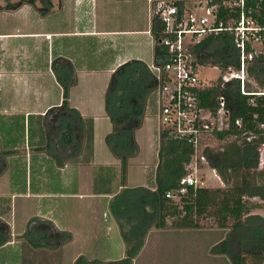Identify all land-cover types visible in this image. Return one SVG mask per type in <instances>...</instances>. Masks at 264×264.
Segmentation results:
<instances>
[{"label":"crops","instance_id":"1","mask_svg":"<svg viewBox=\"0 0 264 264\" xmlns=\"http://www.w3.org/2000/svg\"><path fill=\"white\" fill-rule=\"evenodd\" d=\"M160 1L51 0L49 13L56 15L58 22L52 25L51 33L44 32L46 23L43 21L45 25L36 32L12 34L29 42L22 48L8 46L7 66L0 67V100L6 95L3 92L8 93V108L0 101V116H8V125L20 119L25 123L26 119L35 117L36 125L32 130L29 128L28 135L20 138L21 142L15 139L14 144L8 143V150H2L15 152L5 157L6 170L0 175L4 178L0 201L5 202L4 206L0 202V221L5 223L8 232L7 242L0 246V264H74L79 256L92 253L86 249L88 244H96L95 238H99L101 245L100 260L113 262L125 257L123 235L126 230H121L113 214L107 230L103 224L101 227L95 222V214L101 212L105 217L107 211H111L112 199L126 187L121 182L117 192L109 189L110 181L117 180L121 165L105 145L111 123L103 106L93 105L89 99L88 85L94 78L103 80L105 75L108 81L113 71L125 62L152 63L151 19ZM175 1L185 4V0ZM28 7L24 5L18 10ZM47 36L50 38L46 39ZM43 38L41 42L36 41ZM56 58L68 60L75 73L76 83L69 90V106L84 120L92 122L93 145L89 162L84 152L74 159L59 158L55 162L54 157L46 155L42 149L45 143L42 117L62 102V88L51 67ZM80 80L85 87L78 90ZM26 127L23 126L24 131ZM17 146L24 147L18 151ZM73 166L82 170L76 187L70 183L69 172ZM99 170L101 174H97ZM155 175L156 168L154 186L141 187L154 190ZM77 199L80 202L85 199L88 203L78 204L85 212L83 218L75 213V208L68 211L64 208L68 200L71 202L65 207L69 208ZM93 199L102 204H94ZM40 222H48L58 232L69 233V242L56 248L44 246L54 238H50L48 231L38 230ZM167 223L164 228L152 226L146 232L133 264H189L181 262L189 252L183 251L177 240V234L186 229L170 227L169 220ZM113 241L117 254L111 256L109 244ZM75 244L82 246L78 252L69 253Z\"/></svg>","mask_w":264,"mask_h":264},{"label":"trees","instance_id":"2","mask_svg":"<svg viewBox=\"0 0 264 264\" xmlns=\"http://www.w3.org/2000/svg\"><path fill=\"white\" fill-rule=\"evenodd\" d=\"M2 1L5 0H0V11H16L24 5L34 7L43 15L52 10L51 0H7L5 5ZM222 3V0L206 1L209 6ZM249 4L255 6L256 0H251ZM177 5L182 9L181 1H177ZM220 7L219 17L226 20V10ZM259 7L264 10V2H260ZM161 28L153 16L150 32L154 39L155 61L162 53L158 45ZM194 53L200 69L206 65L218 71L229 66L239 68L238 50L229 33L205 38L195 46ZM51 67L62 88V102L47 110L42 117L45 133L42 149L50 156L64 160L84 152L89 162L93 145L92 122L84 120L77 110L69 106V90L76 83L75 73L71 63L64 58L53 60ZM249 79H253L259 88L251 90ZM158 85L156 76L140 60L125 62L110 76L104 110L111 123V132L104 140L110 153L120 162L122 182L128 159L138 152L134 132L142 125L147 99ZM245 89L246 94H242L239 81L223 84L218 79L210 86L194 90L201 107L213 115L218 109V98H224L228 127L212 131L209 135L218 141H231L216 151L208 148L200 150L186 138L160 129L156 188L123 189L110 204L121 230H126L123 235L125 257L113 262L87 261L78 257L74 264H133V258L152 226L164 228L169 220L170 227L199 228L198 219L208 215L217 219L220 229L230 230V235L213 247V251L227 255L232 264H264V216L251 213L254 208L263 209L264 206L258 207L250 202L259 200L264 204V170L259 169L262 159L260 147L264 145V94L256 95L264 93V51L258 52L247 65ZM249 100H253L254 104H249ZM236 120H239V125L235 124ZM14 152L0 150V175L6 170L5 157ZM196 155L203 157L196 163H200L198 168L204 172L202 176L206 175V171L214 173L222 186L215 189L203 187L200 185L204 180L201 176L199 183L187 187L183 194L166 198L167 192L180 188L181 179L188 173L186 167L193 165ZM229 221H232L230 226ZM37 228L48 231L50 238H54L52 242H46V247L56 248L71 238L69 233L56 231L48 222H40ZM6 231L7 226L0 221V246L7 242Z\"/></svg>","mask_w":264,"mask_h":264},{"label":"built area","instance_id":"3","mask_svg":"<svg viewBox=\"0 0 264 264\" xmlns=\"http://www.w3.org/2000/svg\"><path fill=\"white\" fill-rule=\"evenodd\" d=\"M221 5L209 6L198 3L187 6L183 4L179 9L177 1L162 0L158 2L153 16L161 25L158 45L161 55L149 66L151 73L159 82L154 90L159 100L160 128L186 138L195 147L199 146L200 136L212 131H221L228 127V114L225 110L224 98H218V109L213 115L201 107L194 90L210 86L202 81L200 68L196 63L194 48L205 38L229 33L238 50L239 68L227 67L218 71L221 83L231 81L240 82V92L246 94V68L253 61L256 54L264 51V10L256 0L251 6V0H222ZM221 6V7H220ZM219 7L226 10V20L219 17ZM152 16V17H153ZM47 36L46 39H49ZM264 93H256L260 96ZM253 105V100H249ZM239 120L235 121L239 125ZM264 152V145L260 147ZM203 157L195 156L193 165ZM192 165V166H193ZM180 181V188L175 192H167L166 198H175L183 194L187 187L195 186L196 177L191 173V167Z\"/></svg>","mask_w":264,"mask_h":264},{"label":"rangeland","instance_id":"4","mask_svg":"<svg viewBox=\"0 0 264 264\" xmlns=\"http://www.w3.org/2000/svg\"><path fill=\"white\" fill-rule=\"evenodd\" d=\"M6 1L7 0L2 1L1 3L5 5L6 3H8ZM9 1L15 2L17 0H9ZM206 1L208 0H185L184 2L189 7L191 5H195L198 3H205ZM152 16H153V12H152ZM43 21H45L44 23H46V25L43 23ZM57 23H58L57 16L53 15L52 12L43 15L40 13L39 10H36L32 6H29L28 8H22L21 10L18 11H0V67H3L8 63V46H17L18 48H22V46L25 45L28 46L29 41H27V39L23 40L20 38V36H12V34L26 33V32L33 33L38 30L37 28L42 27V25L43 26L45 25L46 31L44 32L51 33L54 29L52 25L55 26ZM43 40L44 38L36 39V41H40V42ZM154 61L155 59L153 55V59L151 61L152 63L148 64V67L153 65ZM218 76H219L218 70L211 68L209 65H206L203 69H200V77L202 81H205L208 84L212 82L214 83L217 80ZM106 78H107L106 75L103 80L100 79V77L94 78L93 81H91L90 84L88 85V87L90 88L88 93L91 95L89 96V99L92 101L93 105L99 104L100 106H103V109H104V96L110 80V77L108 78V81ZM0 84L2 85V83ZM248 85L250 86L249 88L251 90H256L257 88H259L253 79H249ZM83 87L85 86L84 84L83 85L81 84V80H80V84L78 85V90H81ZM260 89L262 90V88ZM3 93L6 95H4L3 99L0 100L1 105L3 107L5 106L6 108H8L7 106L8 93L5 92ZM153 94L154 93H152L150 97L147 99V105L145 109L143 123L140 126V128H138L135 131L134 139L138 147V152L135 156L129 158L127 161L125 175L123 178V184L126 187V189H133L135 187H141V186L150 187L155 185L153 177L155 173V168L157 166V149L159 144L158 134L161 128L158 119V115H159L158 103L160 102ZM26 121L24 123L20 119V121L19 120L13 121L11 125H8L9 123L8 116H3V115L0 116V150H8V143H10L11 145L14 144L15 139L21 142L22 140L20 138H22L24 134L28 135L29 128L32 130V127L36 125L35 124L36 118L31 117L29 118V121L27 122ZM28 124L30 125L28 126ZM24 125L25 127L27 126L25 128V131L23 128ZM15 135H18V138H15ZM200 137L201 138L198 146L200 150L201 149L204 150V148H208L216 151L222 147H225L227 143L231 141V139L218 141L215 138L210 137V135L208 134H202ZM23 147L24 146H17L16 149H18V151H22ZM261 152H262L261 153L262 159L259 169L264 170V152L262 150ZM46 155L50 156L49 153H47ZM74 157H70L68 160L74 159ZM57 160L59 159L54 158L55 162H57ZM199 165L200 163H198L196 166H192L190 169L191 173L195 175L197 183H199V179L204 173L198 168ZM109 171L112 172L113 168L109 169ZM80 172H82V170L79 168L77 169L74 166L71 167L70 169L69 172L71 178L70 183L71 184L74 183L73 186L75 187H76L75 183L79 182L81 178ZM101 173H102L101 171L97 172V174H101ZM118 173L119 175L117 180L114 183L111 181L109 183V189L111 190L114 188V191L116 192L117 189L119 190V186L122 185L121 171L119 170ZM213 174H211L209 171H206V175H204L205 177L202 176L204 180L203 182L200 183V185L203 187H208L209 189H215L218 188L219 186H222L221 180L218 179L216 175L215 176L217 178L213 176ZM3 183H4V178L0 176V188L2 187ZM95 187H97V184ZM121 190L118 192H121ZM68 201L69 203L71 202V200ZM92 201L94 204L95 203L102 204L97 199L96 200L93 199ZM250 202L253 205H258V207L259 205L260 207L264 206V204L259 200H250ZM4 203L5 202H2L1 205L4 206L5 205ZM69 203H65V206H68ZM80 203L83 205H88L85 199L81 200V202L79 199H77L76 202L74 201L73 204H70L69 208L65 206L64 208H67V211L72 207L75 208V213L83 218L85 216V212L83 208L79 206L81 205ZM251 213L259 214L263 217L264 208L263 209L254 208L251 211ZM98 215L99 217H97ZM111 215H112L111 211L109 212L107 211L105 217L101 216V212L95 214V218H96L95 222L97 226H101V227L105 226L104 229H106L109 226V224L112 222ZM197 222L199 228H193V229L188 228L186 230H183L184 232L177 234V238H178L177 240L179 243L182 244V250L189 252L184 255L183 261L181 262L183 263L189 262V264H209V262L213 261L215 264H232L227 255L220 256L218 250L213 251V247L219 245V243H221L222 240L226 239L230 235L229 232L230 230L220 229L217 226V219L209 215L203 217L202 219H198ZM231 224L232 221H229L228 225L230 226ZM95 240H96V244H88L86 249L87 251H91L92 253L79 257H83L87 261L89 260L91 261L92 260L91 258L96 257L93 260L102 261L100 260L101 245H100V241H98L99 238H95ZM149 245L150 243L148 244V249H149ZM81 246H82L81 244L80 245L75 244V246H71L69 253L72 252V254H74L75 251L78 252ZM114 247H115V243L113 241V244L112 243L109 244V248L111 249L110 250L111 256L113 255V253L117 254V251L114 249Z\"/></svg>","mask_w":264,"mask_h":264}]
</instances>
